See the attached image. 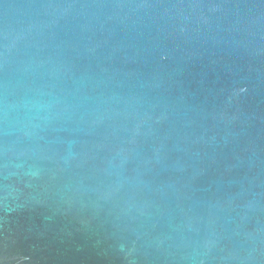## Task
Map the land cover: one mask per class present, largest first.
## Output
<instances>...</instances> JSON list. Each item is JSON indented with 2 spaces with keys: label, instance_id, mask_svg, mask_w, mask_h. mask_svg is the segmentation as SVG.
<instances>
[{
  "label": "water",
  "instance_id": "obj_1",
  "mask_svg": "<svg viewBox=\"0 0 264 264\" xmlns=\"http://www.w3.org/2000/svg\"><path fill=\"white\" fill-rule=\"evenodd\" d=\"M0 264H264V0H0Z\"/></svg>",
  "mask_w": 264,
  "mask_h": 264
}]
</instances>
